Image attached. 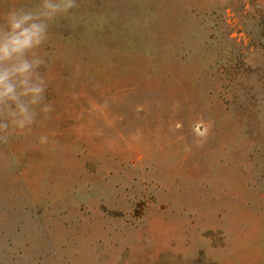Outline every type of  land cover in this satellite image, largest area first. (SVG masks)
<instances>
[{"label":"rangeland","instance_id":"obj_1","mask_svg":"<svg viewBox=\"0 0 264 264\" xmlns=\"http://www.w3.org/2000/svg\"><path fill=\"white\" fill-rule=\"evenodd\" d=\"M76 3L0 145V264H264V0Z\"/></svg>","mask_w":264,"mask_h":264},{"label":"clouds","instance_id":"obj_2","mask_svg":"<svg viewBox=\"0 0 264 264\" xmlns=\"http://www.w3.org/2000/svg\"><path fill=\"white\" fill-rule=\"evenodd\" d=\"M76 7V0H38L0 15V145L30 135L38 118H50L54 108L46 96L47 61L40 49L52 23ZM38 141L46 145L49 138L41 135Z\"/></svg>","mask_w":264,"mask_h":264}]
</instances>
